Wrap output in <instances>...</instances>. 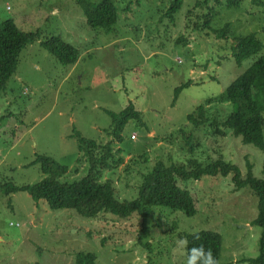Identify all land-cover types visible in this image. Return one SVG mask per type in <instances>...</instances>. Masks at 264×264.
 <instances>
[{
  "label": "rangeland",
  "instance_id": "obj_1",
  "mask_svg": "<svg viewBox=\"0 0 264 264\" xmlns=\"http://www.w3.org/2000/svg\"><path fill=\"white\" fill-rule=\"evenodd\" d=\"M115 1L120 19L107 31L86 24L78 0H0V25L11 19L22 31L40 33L21 51L0 94V264H74L80 251L95 254L98 264H190L182 235L200 231L221 235V264H252L248 259L259 255L262 236L254 223L257 197L249 188L236 189L232 175L178 180L197 212L155 208L145 240L151 249L138 241L143 222L136 213L89 219L51 209L43 200L37 204L26 191L3 192L8 183L41 181L45 176L35 160L43 155L68 167L61 182L81 180L89 164L78 134L98 143L113 140L114 149L123 150L124 162L102 176L113 182L120 200L137 198L143 175L157 161L186 164L194 156L205 165L223 158L244 177L251 170L263 178L264 149L243 144L230 130L215 134L208 123L194 127L188 115L224 93L264 54L263 48L242 64L232 57L235 37L255 34L264 44V0H200L203 8L197 9L196 0H182L174 22L164 16L174 0ZM205 14L211 15L210 28L196 29L194 22L202 24ZM228 23V35L219 38ZM53 37L79 50L74 65L62 64L42 46ZM129 104L141 120L131 119L118 142L106 132L112 125L107 111L120 113ZM230 109L214 102L207 111L223 120Z\"/></svg>",
  "mask_w": 264,
  "mask_h": 264
},
{
  "label": "trees",
  "instance_id": "obj_2",
  "mask_svg": "<svg viewBox=\"0 0 264 264\" xmlns=\"http://www.w3.org/2000/svg\"><path fill=\"white\" fill-rule=\"evenodd\" d=\"M207 1V0H205ZM83 10L86 24L92 29H105L110 31L120 19L119 8L115 0H100L97 2L78 0ZM77 2V3H78ZM81 3V4H80ZM182 0H174L164 16L170 22L175 21V14L181 8ZM203 2L196 0L195 8H203ZM124 11H130L127 7ZM193 10L188 12L192 21ZM200 15H196V18ZM202 18V17H201ZM202 24L194 22L196 29L210 28L211 15L205 14ZM202 18V19H203ZM230 24L221 28L216 33L219 38L228 35ZM39 31H22L16 23L9 19L0 25V94L6 89L7 82L16 72L21 51L40 35ZM183 41V40H181ZM42 46L54 55L64 65H74L79 58V50L65 42L60 37H53L44 42ZM233 59L237 64L255 55H259L264 44L255 34L238 36L233 39ZM192 82H187L177 87L176 96ZM229 103L232 110L222 120L208 116V108L212 103ZM112 117V125L106 130L109 137L121 142L125 125L131 119L141 120L140 112L133 104H129L120 113L107 111ZM188 121L194 127L209 124L215 134H225L230 130L236 137H241L243 144H252L264 149V54H262L242 75L236 78L217 98L208 100L198 106L188 115ZM78 148L89 164L86 176L79 181L61 182L59 179L69 169L58 164L48 156H39L35 162L41 165L44 178L33 184L16 186L11 183L3 186L7 195L18 191H26L38 204L45 201L51 209L74 210L78 215L95 219L100 214L109 213L120 218H128L133 214L141 217L143 228L138 236L139 243L150 248V242L145 241L150 236V225L147 223L155 208H169L173 211H182L188 216L197 212L196 202L186 188L179 186V181L200 180L204 176L232 175L236 189L249 188L257 197L258 215L254 223L262 228L259 244V255L248 259L252 264H264V164L263 178H255L251 170L245 177L239 167L231 162L218 158L209 163L202 164L196 158L188 159L186 164H165L157 161L153 169L143 175L139 194L133 200H120L116 197V189L111 180H102L103 172L113 169L124 162L122 149H114L113 140L98 143L80 136ZM192 139V138H191ZM189 150L193 154L195 146L190 139L186 140ZM179 180V181H178ZM186 240L187 257L190 264H207L209 254L213 264L220 263L222 237L212 231H200L194 234L182 235ZM151 249V248H150ZM246 261L243 259L242 262ZM74 264H98L95 254L90 252H77Z\"/></svg>",
  "mask_w": 264,
  "mask_h": 264
},
{
  "label": "clouds",
  "instance_id": "obj_3",
  "mask_svg": "<svg viewBox=\"0 0 264 264\" xmlns=\"http://www.w3.org/2000/svg\"><path fill=\"white\" fill-rule=\"evenodd\" d=\"M207 264H213L210 254H209V258H208Z\"/></svg>",
  "mask_w": 264,
  "mask_h": 264
},
{
  "label": "built area",
  "instance_id": "obj_4",
  "mask_svg": "<svg viewBox=\"0 0 264 264\" xmlns=\"http://www.w3.org/2000/svg\"><path fill=\"white\" fill-rule=\"evenodd\" d=\"M133 138H134V136H133Z\"/></svg>",
  "mask_w": 264,
  "mask_h": 264
}]
</instances>
